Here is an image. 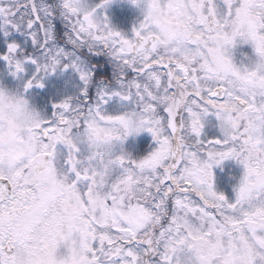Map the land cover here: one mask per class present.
<instances>
[{"label":"snow or ice","instance_id":"snow-or-ice-1","mask_svg":"<svg viewBox=\"0 0 264 264\" xmlns=\"http://www.w3.org/2000/svg\"><path fill=\"white\" fill-rule=\"evenodd\" d=\"M112 2L0 0L20 94L81 82L26 128L0 117V264H264V0H130L131 35ZM142 132L148 155L117 151ZM229 159L231 198L213 173Z\"/></svg>","mask_w":264,"mask_h":264},{"label":"rangeland","instance_id":"rangeland-1","mask_svg":"<svg viewBox=\"0 0 264 264\" xmlns=\"http://www.w3.org/2000/svg\"><path fill=\"white\" fill-rule=\"evenodd\" d=\"M99 0H89L90 4H94V3H98ZM125 9H128L129 13H135L137 15V20L133 23V28L135 26L138 25L139 22L142 21L143 19V12L141 10L140 7H137L135 5H133L132 3H130V0H113V2L111 4H109L104 10H103V14H106L107 17L109 18L110 22H111V26L118 30V26H117V16L121 11H124ZM2 23V22H0ZM132 28V30H133ZM132 30H130L128 33L129 35L132 34ZM17 40H23V37L20 36H16ZM241 47L249 50V54L246 55H252L253 54V50L251 48L250 45H240L236 51H235V58L237 60V62L243 60L244 58V54L241 51ZM6 50V43L5 40L3 38L2 33H0V52L5 51ZM10 69L8 68L7 64L3 61H0V85L2 86H6V84H10L13 86V90H18V89H22L23 85L21 83V81H19L17 78L11 76L10 74ZM74 77L78 80L79 77L78 75L71 69L68 70H58L55 74L49 75L45 80H44V85L45 87L43 88V91L41 90L40 92L38 91V88H33L32 90H30L29 92V99L30 101L34 103V99L41 94H46L49 93L51 91H55L56 87L60 86L63 89V97L60 98V100H58V102H60L62 99L67 98V97H71L75 95V91L73 92V86L70 82L72 78L74 79ZM74 84V83H73ZM16 87V88H15ZM15 88V89H14ZM68 92L72 93L67 94ZM48 110L50 109V106H48L47 108ZM209 125L207 126V130L208 127L215 122V118H211L209 117ZM217 131V130H216ZM208 132V131H207ZM211 135V134H210ZM150 139L152 142L151 143V148L148 152V154L155 149L156 147V143L154 141V138L152 137V135L148 132H142L140 134L137 135H132L130 137H128V139L124 142V144L122 146H118L117 151L120 150V148L122 147L123 151L128 153L129 155H131L133 158H138L130 149H132L133 147H136V145H138V143L142 140H146ZM147 154V155H148ZM213 173L215 176V189L218 192H221L219 190V180L221 177L223 176H231V180H230V193L227 195L228 197H234L235 193H234V188L238 183L239 178L243 175V167L235 160H225L222 164H220L219 166H214L213 168ZM222 193V192H221ZM224 194V193H223Z\"/></svg>","mask_w":264,"mask_h":264},{"label":"flooded vegetation","instance_id":"flooded-vegetation-1","mask_svg":"<svg viewBox=\"0 0 264 264\" xmlns=\"http://www.w3.org/2000/svg\"><path fill=\"white\" fill-rule=\"evenodd\" d=\"M126 11H128V9H125L124 11H121L119 14H118V16H117V26H118V31H121V32H124V33H130L129 31L130 30H132V28H133V23L137 20V15L135 14V13H129V12H126ZM57 31H58V33H60V34H62L63 33V25H60V24H58L57 25ZM60 43H61V45L63 46V43H64V41H63V39H61V41H60ZM69 47H71L70 45H69ZM241 51H242V53L244 54V55H246V54H249V50H247V49H245V48H243V47H241ZM69 79H71L70 80V82H71V84L73 85V86H75V87H73V92L75 91L76 93H75V95L79 92V89H80V87H81V82H80V80L78 79H76L75 77H74V79H72V78H69ZM74 83V84H73ZM6 86L8 87V88H11V89H13V86L12 85H10L9 83L8 84H6ZM58 87V86H57ZM57 87H56V89H55V91H57L58 89H57ZM16 88V87H15ZM14 88V89H15ZM17 89V88H16ZM15 89V90H16ZM43 91V88H38V91L40 92V91ZM54 91V89H53V91H51V93H54L55 92ZM67 94H69V96H70V94H72V93H70V92H68ZM42 96H40V95H38L35 99H34V103H35V106L41 111V112H44V111H51V105L53 104V103H57L58 102V100H60L59 98H57V97H55V96H50V97H52L51 99H46V98H48L49 97V93H46V94H41ZM48 106H50V109L48 110L47 108H48ZM211 118H213L214 119V117H211ZM206 131H208V133L209 134H212L214 131H216V129H213L212 128V126L210 125L209 127H208V130H207V127H206ZM143 142H145V143H148L149 144V148H151V143L152 142H150L151 140L150 139H147L146 138V140H142ZM142 141H140V142H142ZM139 142V143H140ZM139 143H138V145H139ZM138 145H136V146H138ZM137 156V155H136ZM137 157H140V156H137ZM231 176L232 175H229V176H223V177H221L220 178V180H219V190L222 192V193H224V194H229L230 193V190H228L227 192L226 191H223V190H225V189H221V185H223V184H228V185H230L229 183H230V180H231Z\"/></svg>","mask_w":264,"mask_h":264},{"label":"clouds","instance_id":"clouds-1","mask_svg":"<svg viewBox=\"0 0 264 264\" xmlns=\"http://www.w3.org/2000/svg\"><path fill=\"white\" fill-rule=\"evenodd\" d=\"M42 114L18 90L0 87V117L17 128H26Z\"/></svg>","mask_w":264,"mask_h":264},{"label":"trees","instance_id":"trees-1","mask_svg":"<svg viewBox=\"0 0 264 264\" xmlns=\"http://www.w3.org/2000/svg\"><path fill=\"white\" fill-rule=\"evenodd\" d=\"M93 62L94 63H99L101 65H103V67L99 68L98 69V77L97 78H100V77H106V78H110L111 75H112V68H111V65L108 64L106 62V58H103V57H94L93 58ZM57 91H55L54 93H51L49 92V97L46 98V99H51L52 97L50 96H55L57 98H62L64 95H63V89L61 88L60 86V89H59V86L57 87ZM135 155L137 156H140V157H143V156H146L150 150L149 148V144L148 143H145V142H140L138 146L136 147H133L132 149H130ZM221 189H225L223 191H228L230 189V185L228 184H223L221 185Z\"/></svg>","mask_w":264,"mask_h":264}]
</instances>
